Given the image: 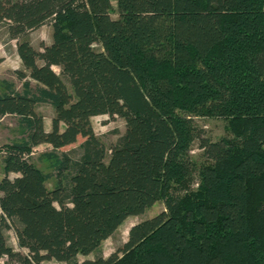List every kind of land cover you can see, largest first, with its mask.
Returning a JSON list of instances; mask_svg holds the SVG:
<instances>
[{"label": "trees", "instance_id": "1", "mask_svg": "<svg viewBox=\"0 0 264 264\" xmlns=\"http://www.w3.org/2000/svg\"><path fill=\"white\" fill-rule=\"evenodd\" d=\"M0 23L24 68L21 89L0 85L22 135L0 147V264H264V0H0ZM104 114L125 122L108 149L90 120ZM201 115L234 139L203 136ZM78 137L73 159L61 148ZM195 139L208 162L192 188ZM39 144L52 172L30 159ZM158 200L115 252L77 259Z\"/></svg>", "mask_w": 264, "mask_h": 264}, {"label": "rangeland", "instance_id": "2", "mask_svg": "<svg viewBox=\"0 0 264 264\" xmlns=\"http://www.w3.org/2000/svg\"><path fill=\"white\" fill-rule=\"evenodd\" d=\"M112 10L110 12L111 17L116 18L117 14L115 13L114 7L115 2L112 1ZM52 29L50 24L46 23L41 25L40 27L33 29L28 33V38L36 50H41L42 46L48 45L51 42V34ZM95 48H98L97 45H94ZM15 41L9 39L7 37L6 31L2 23H0V57L2 61H0V85L1 80L7 79L14 83V86L17 89H21V81H19L13 71L24 70L22 63L15 51ZM41 64V61H38ZM53 70L56 73H59L57 66H53ZM30 82L34 85L32 79H29ZM65 81V80H64ZM65 84L69 88V84L65 81ZM1 90V86H0ZM35 110L42 115L43 117V125L47 127L48 130L50 129V121L51 117L54 115V111L49 104L40 103L37 104ZM91 124L93 128V132L97 136V139L104 144L105 148L108 149L114 142H116L119 135H121L125 129V122L124 119L120 116H108L104 115H97L91 117ZM193 125L196 129H199L203 136L207 137L211 141H217L221 138H228L234 139V134L230 132L227 122L222 118L210 117V116H192ZM17 119L14 116L6 115L0 117V147L12 143V141L20 139L21 132L17 125ZM83 140V138L78 137L76 143L71 144L69 146H65L61 148L63 151H68L71 158L76 159L78 158L80 153V147L78 144ZM198 140L192 141L189 147L188 156L190 157L191 161L193 162V175L192 177V188L196 187L197 180H198V171L200 168L208 162L207 158L204 157L202 153V149L199 148ZM51 149V146L48 144H39L33 149V153L31 155L32 162L41 169L43 172H52L49 168V161L46 157L42 154L48 152ZM1 151H0V159H1ZM1 166V160H0ZM1 172V168H0ZM17 176V174H10V178ZM0 173V178H1ZM54 178L48 179L45 183L46 186L51 190L54 185ZM164 209V203H161V200L154 202V204L147 208L142 214L129 216L127 217L116 230L110 235L108 238L103 240L98 248V250L91 252L90 254L83 256L78 255L77 259L79 261L84 260L86 258L92 259L96 255H102L107 257L110 253L115 252L122 244L127 240V233L128 228H130L135 223L139 221L150 218L160 211ZM5 236L7 238L9 246H11L15 251H19L23 254L27 253L25 248H20L16 244L15 236L11 229L5 230ZM15 264V263H14ZM42 264H59L54 259L51 260H44Z\"/></svg>", "mask_w": 264, "mask_h": 264}, {"label": "crops", "instance_id": "3", "mask_svg": "<svg viewBox=\"0 0 264 264\" xmlns=\"http://www.w3.org/2000/svg\"><path fill=\"white\" fill-rule=\"evenodd\" d=\"M44 129L45 130H48V128L47 127H44ZM0 168H1V176H3V172H2V163H1V166H0ZM10 174H16V173H12V172H10V173H8V177H10Z\"/></svg>", "mask_w": 264, "mask_h": 264}]
</instances>
